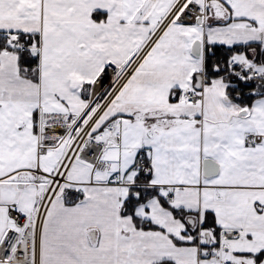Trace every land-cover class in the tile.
Here are the masks:
<instances>
[{
    "label": "snow or ice",
    "instance_id": "6c2138e0",
    "mask_svg": "<svg viewBox=\"0 0 264 264\" xmlns=\"http://www.w3.org/2000/svg\"><path fill=\"white\" fill-rule=\"evenodd\" d=\"M0 264H264V0H0Z\"/></svg>",
    "mask_w": 264,
    "mask_h": 264
}]
</instances>
